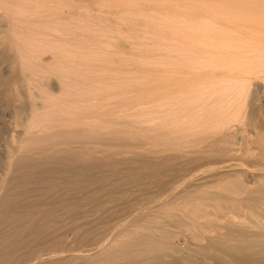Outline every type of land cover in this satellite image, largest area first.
<instances>
[{
  "label": "bare ground",
  "instance_id": "1",
  "mask_svg": "<svg viewBox=\"0 0 264 264\" xmlns=\"http://www.w3.org/2000/svg\"><path fill=\"white\" fill-rule=\"evenodd\" d=\"M150 8L158 13L146 17L145 11ZM186 19L191 22H187ZM203 20L206 22H201ZM209 24L214 26L213 29L218 27L220 31V27L224 29L223 26H228L234 32L244 33L253 42L244 44L240 53L238 49L240 46L230 44L231 41L228 44L227 41L232 39L230 33L227 39V35L218 30L220 34V37H217L218 42L212 41L209 34L210 37L216 38V36L211 35ZM121 28L122 30L127 28L128 32L130 30L129 35L135 34L134 36L141 35L143 32L150 33L154 36L152 44L156 48L166 46L171 41L178 43L183 41L184 43L179 45H186L184 48L190 49L186 53L187 57L190 56L189 53L196 51L208 53L209 65L226 70V72L223 70L226 74L224 78H227V82L225 79L224 83L230 82L231 86L224 84V89L226 87L228 89H226L227 92L233 87L232 78L240 82L238 85V90L241 89L240 95L239 92L237 94L241 97L239 101L242 100V104L248 103L245 98L248 99L249 95H253L248 94L249 91H247L251 80L258 78V81H262L259 78H264V0H0V221L13 224L22 222L24 226L21 232L18 230L16 238H10L12 240L9 242L7 239V241L1 240L0 264H16L17 262L13 263L18 256V254L14 256V253L18 252L15 250L16 242L24 240V236L30 239H33L35 235L42 236L44 232L42 229L52 225L47 222L46 217L50 214L52 216L55 208L60 206L56 207L48 202L50 198L46 200L44 198L51 197L54 191H52L54 185L50 184L53 180H50L51 177H48L51 182L47 183L49 182L48 173L59 172L60 174L65 171V175H68L67 171L69 175L76 177L88 171L92 172L94 169L98 172L101 169L103 171L104 167H108L107 165L117 170L123 156L120 160L117 159L118 165L117 161L115 162V154L118 152L120 155L123 149H127L129 154L124 152L125 154L121 155L144 161L139 171L132 169L127 173L128 170H124L127 174L124 176L143 180L147 178L146 180L149 179V181L152 179L157 184V191L155 189L154 194L152 192L143 198L145 201L143 200L140 205L137 204L138 206H128V202L122 200V204L123 202L126 203L125 206L128 204L125 209H123L124 205L123 208L120 205L122 210H117L119 203L113 204L119 197H114L117 200L112 198L114 202L110 199L113 203L109 200L111 204H108L118 208L113 213L114 217L107 219V222L103 223L104 226H98L97 236L92 235L97 238L94 240L95 243L97 241L96 244L92 242L93 240L85 241L84 239V243L89 241L94 244L91 246L86 243L91 248L86 246L88 249L80 250L81 247H77L80 251H76L74 248L76 246L72 245L74 247L69 246L71 251L66 248V252L64 250L65 253H62L63 251L60 252L58 249V252L54 254L55 245L54 247L52 245L53 254L47 251L49 252L47 255L48 253L44 251L41 254H46L45 257H42L40 253L41 257H39L36 253L34 256L37 255L38 258L35 261L36 256H31L33 258L29 257L30 259L28 256V259L23 256L27 259L25 264H192L193 262V264H264V121L259 120L261 122L258 123L259 127L257 124L255 126L251 120V114H248L251 117H247L248 119L243 116L246 113H242V108L244 110L246 108L244 105L242 107L241 103L239 108L236 107L239 110L235 113L229 111L232 116L228 117L227 110L226 114L223 111V105L209 107L216 104L213 101L215 98H212L215 104L208 98L211 102L210 104L208 101L209 108H201L200 105L199 110L192 109V101L196 102L197 97L189 96L187 93L196 91L198 88H209L210 86L207 85L215 78V76L212 77L215 69H211V66L201 61L198 62V57L194 55L191 56L196 58L197 65L192 62V67L169 66L170 64L167 66V63L163 62L166 65L164 67L163 63L158 61L159 64H156L162 63L160 65L162 67L144 66L142 68L145 80L136 79L137 82L126 87L125 78L122 80L120 78L121 83L119 80L118 82L121 86L125 84L124 88L118 83V85L114 84L115 81H113L111 90L114 91L117 85L120 90L126 89L129 93L126 94L125 90H121L124 95L122 97L119 90L122 98H117L119 93L117 89L115 90L117 94L114 93L115 91L110 93L111 90L106 91L110 94L105 91L99 92L102 86L99 84L101 82L97 81L110 82V80L101 79L103 76L112 79L108 76L110 73H115L113 78L119 73L128 74L129 69L123 67L124 64L137 65L134 62L136 59L148 58L144 50L134 53V55L137 54L134 56L136 58H132L133 51H131L129 53L132 62L127 63L131 59L127 60L130 56L127 57V52L125 54L124 51L131 49H126V43L125 45L124 41L121 43L120 38L119 42L109 44V46L114 45L115 51L105 50L108 47L105 48L103 43H100L104 41L103 36L100 35L102 30L117 33L119 32L117 30ZM230 28L226 27L231 31ZM197 39L199 41H196ZM98 44L103 48H99ZM113 47L109 50H114ZM237 53L241 55H236ZM235 56L237 59L243 56L244 59L240 57L241 61L244 60L243 63L237 62ZM190 58L183 60L188 62ZM125 59L126 62H124ZM109 61H118L120 65H117L118 62L113 66L106 65ZM227 61L229 68H225ZM97 62L100 63L98 66ZM102 63L105 65L99 66ZM237 63L241 64L240 70L236 69ZM195 65L196 67H193ZM155 71H158V74L153 75ZM229 77L230 80H228ZM212 84L215 86V83ZM91 87H98V92L90 90ZM201 89L198 91L203 94ZM206 89L203 91L206 92ZM210 89L212 90V86ZM211 90L204 95L200 92L199 94L205 98L208 94L210 97L209 93L213 95L216 92L215 89H213L214 93ZM255 94L254 102L259 96V93ZM182 96H186L184 98L187 100L184 105L185 111L181 105L184 104ZM251 100L253 99L250 98ZM239 101H236L237 106ZM186 103L191 107L187 108ZM232 104L234 107L233 102ZM180 106L182 108L179 111L177 109ZM257 107L260 108V105ZM151 110L155 111V114L164 111L166 116L163 112L161 115L159 112L158 115L151 116L152 113L154 114ZM171 112L174 114L171 115ZM167 114L171 116L170 119ZM202 118L208 121H205L207 125L200 124ZM234 120L244 123L239 129L241 130L239 142L242 147L236 145V148L242 150L239 149L238 153L243 154L242 158L234 155L238 150L234 146V131L236 132L238 127L236 126L237 130H231V127L237 123V121L234 123ZM231 121L234 124H230ZM229 124L233 126L230 127ZM119 155L116 154L117 158ZM211 156L212 158L215 156L216 161L221 158L222 164H212L209 168H202L204 170L199 169L200 166H195L198 164L196 161L202 162L209 159L211 162ZM132 161L134 162V160L130 162ZM192 164L193 169L186 168ZM111 168L110 172H114ZM124 168L126 169V166ZM232 170L239 173H235L236 171L235 174L227 173ZM204 172L207 173L204 174ZM168 174H174V176L177 174L179 177L171 179ZM75 177H71L72 180L76 179ZM40 178L47 182L45 184L43 182L41 192L36 191V194L39 193L37 195H41L50 206L46 208L41 206V209L30 211V205H28V211L21 210L24 204L21 206L16 203V198L13 201L11 193L13 190L18 191L23 185L27 187L30 184L28 188H34L32 186L36 185L33 184L38 185ZM117 178L118 176L115 180ZM98 179L102 180L100 176ZM82 182L84 183V180ZM104 182L101 181L103 185H105ZM210 183L213 186H209ZM205 184L208 186L205 187ZM182 185L185 187L182 188ZM152 187H155L154 184ZM35 188L37 190V186ZM31 191L30 194H32ZM103 192L105 194V191ZM60 193L57 196L62 199L60 195L63 194ZM54 199L57 200L56 196ZM28 200L29 198L26 201ZM65 200V198L62 199V202ZM124 200H128V197ZM34 202H32L33 205ZM62 202L57 201L55 204ZM63 203L64 205L61 204V206H64L65 210L73 207L70 202ZM136 203L137 201L135 205ZM113 205L110 208H113ZM108 212L112 215L110 211ZM37 219H41L42 222L38 224ZM46 222L50 226H43ZM76 224L72 223L73 226H78V223ZM14 227L17 228V225ZM72 229L70 228L71 231ZM74 231L75 229L72 232L76 234ZM48 232L50 231L45 233L48 234ZM55 232L57 233V229ZM87 233L82 231L84 237ZM72 236L74 238V234ZM81 237L80 239L84 238ZM63 241L62 243L66 245V241ZM81 241L83 242V239ZM60 244L58 248L64 249ZM18 250L21 249L18 248Z\"/></svg>",
  "mask_w": 264,
  "mask_h": 264
},
{
  "label": "rangeland",
  "instance_id": "2",
  "mask_svg": "<svg viewBox=\"0 0 264 264\" xmlns=\"http://www.w3.org/2000/svg\"><path fill=\"white\" fill-rule=\"evenodd\" d=\"M158 13V11H155L153 8H150V9H146V11H145V14H146V17H149V16H151L152 14H157ZM182 19H184V18H182ZM181 19V20H182ZM185 20V19H184ZM187 20V19H186ZM202 20V19H201ZM187 22H191V21H189V20H187ZM201 22H206V21H201ZM202 24H204V23H202ZM209 25H211V24H209ZM213 27L214 26H210V29H209V31L211 32V35H215L216 36V38H214V37H210V34H209V38L212 40V41H217L218 42V40L219 39H217V37H220V34L218 33L220 30H219V28L217 27V28H215V29H213ZM227 28H230V27H228V26H226ZM226 27L225 26H223V28L224 29H226ZM213 30H212V29ZM220 29H221V31L222 32H224L226 35H227V39L229 38V36L228 35H230L231 34V38L232 39H230V40H228L227 42H228V44H229V42H230V44L232 43V44H234V45H237V47H239L240 46V48H238V49H240V53H242L241 52V49L244 47V44L246 45V44H249V43H252L253 42V40L251 39V38H249L247 35H245L244 33H240V32H238V31H236V32H234V30L232 29V28H230L231 29V31L229 30V29H226V31H227V33H226V31H224V29H222L221 27H220ZM121 30V31H120ZM212 30V31H211ZM219 30V31H218ZM228 30L230 31V32H228ZM106 32H104L103 30H102V34H100L101 35V37L102 38H104V41L102 40L100 43H103V46L106 48V47H108V49H105V50H108V51H115L116 50V48L115 47H113V46H109V44H115L114 42H121L122 43V41H124V45H125V43H126V45L128 46H126L125 45V47H126V49L127 48H129V49H131V50H127V51H124L125 52V54H126V52H127V57L128 56H130V53H131V51H133V53H131V54H133L132 55V58H136V57H134V56H136V55H134V53H139L140 52V50L142 51V50H144V52H145V54L148 56V58H146L145 60L144 59H136L134 62H135V64H137V65H129V66H131L130 68H129V66H126L125 64H124V66L123 67H126L127 69H129L128 70V74H124V73H122L123 75H121V73H119V75L117 76L116 75V77H114L113 78V74H114V76H115V73H110L111 74V76H110V74L108 75L109 77H111L112 79H110V78H108L107 79V77L105 78V76H100V77H102L101 79H106V81L107 80H110V82H103V81H97V82H101V83H99V84H101V86H99V88L101 87V89L103 88V90H101V89H99L98 87H91V89L90 90H94V91H97L98 89L100 90L99 92H103V91H107V90H111L113 87H112V84H113V81H115L114 82V84L116 83H118L119 84V82H118V80L121 78V80L122 79H124V81H122V82H124L125 84H126V87H129V86H131V84L132 83H135V81L137 82V80L136 79H138V80H140V79H142L145 75H143L142 73H143V71H142V68L144 67V66H149L150 68H152V67H162V66H168L169 64V66H176V65H180L181 67H183V68H187V67H189V66H191V63L192 64H196L197 65V60H198V62L199 61H201L203 64H207V65H209L208 63H207V61H208V57L207 56H209V54L208 53H206V52H201V51H196V52H191V53H189L190 54V56L191 55H194V56H197L198 58H197V60H196V58L194 57V56H191V58H190V56L188 55V57L190 58V60H188V62H187V60H183V59H185V58H187V59H189L188 57H187V55H186V53H188L189 51H190V49L189 48H184L186 45H182L184 42L182 41V42H180L179 41V43H182L181 44V46L184 48V49H182V47L179 45V43L178 42H176V41H171V43H169V44H167L166 46H167V48H165L166 46L165 45H163V46H160V48H156V47H154L153 46V44H152V42H153V39H154V36H152L150 33H147V32H143V33H141V35H137L136 34V36H134L135 34H132V35H129L130 33V30H129V32H128V30H127V28H123V30H122V28L121 29H119V30H117V31H119V32H117V33H112V32H107V30H105ZM218 31V32H217ZM220 31V33H222ZM99 32V31H98ZM97 32V33H98ZM116 32V31H115ZM209 33V32H208ZM212 33H215V34H212ZM230 33V34H229ZM235 33H237V34H235ZM98 34V35H99ZM216 34H219L218 36L216 35ZM235 35V36H234ZM130 36V37H129ZM133 36V37H132ZM233 36V37H232ZM246 38H245V37ZM237 37V38H236ZM119 38H120V40H119ZM122 38H124V40L122 39ZM207 38V37H206ZM236 38V39H235ZM249 38V39H248ZM122 39V40H121ZM200 39V38H199ZM244 39H246V40H244ZM119 40V41H118ZM247 40H249V41H247ZM196 41H199L198 39L196 40ZM195 41V42H196ZM163 42V41H162ZM166 42H169V41H166ZM249 42V43H248ZM241 43V44H240ZM108 44V46H106ZM239 44V45H238ZM98 45H100V44H98ZM197 45V44H196ZM103 46H98L99 48H103ZM98 47H97V51H98ZM111 47H113L112 49H114V50H109V49H111ZM125 47L124 48H122V51H123V49H125ZM180 48L182 49V50H180ZM134 49V50H133ZM186 49H188V50H186ZM237 49V50H238ZM184 51H186V52H184ZM188 51V52H187ZM239 51V50H238ZM130 52V53H129ZM237 52V51H236ZM205 54H206V57L204 58V56H205ZM208 54V55H207ZM199 55V56H198ZM236 55H241V54H239V53H237ZM236 57V56H235ZM240 57H241V59H244L243 58V56H239V58L238 59H240ZM181 58V59H180ZM129 59H131V56H130V58H127V60H129ZM200 59V60H199ZM237 59V57H236V60H237V62H239V63H243V61L244 60H242L241 61V59H240V61ZM101 60H99V62H100ZM140 61H143V62H140ZM158 61L160 62H166L167 64L165 65L164 63H163V65L162 66H160L162 63H160V65H158L159 63H158ZM177 61V62H176ZM103 62V61H102ZM105 62V61H104ZM118 61H113V62H110L109 61V63L108 64H106V65H110V64H112L111 66H113V65H116V63H117ZM124 62H126V59H125V61ZM131 62H132V59L129 61V62H127V63H130L131 64ZM190 62V63H189ZM201 62L199 63V64H201ZM101 63V62H100ZM100 63H98L97 62V66H98V64H100ZM142 63H144V64H142ZM156 63H158V64H156ZM189 63V64H188ZM103 64L105 65V63H102V65H99V66H103ZM117 65H120V63L118 62V64ZM189 65V66H188ZM196 65L195 66H193V67H196ZM207 65H203V66H207ZM228 65H229V63H228V61H227V63H226V67L225 68H229L228 67ZM198 66H200V65H198ZM211 65H209V67H210ZM192 67V66H191ZM208 67V68H209ZM215 66H211L210 68L212 69H215V74L212 76L213 78H214V76H215V80L213 81V80H211V82L212 83H215V86L211 83H209L207 86H210L209 88H203V89H201V88H198L196 91L194 90V91H192V92H190L189 94L187 93V95H189V96H194L195 98L197 97V100H198V102H197V100H196V102H197V104H196V102L195 101H192V109H194V110H199V108H200V105H201V108L202 107H207V108H209V107H218V106H221L222 107V105H223V108H224V112H225V114H226V110H227V114H228V117L229 116H232V113H230V112H232L233 111V113H235V111H237V110H239L238 108H239V105H240V103L242 104V100H240L239 101V99H241V97L239 96L240 95V90H238V85H240V82L239 81H237V79H234L233 80V78L231 79L230 77L228 78V80H232V81H234L233 83L234 84H232V88H229V87H231L230 86V82H228V83H224L225 81V79H226V82H227V78H224L225 76H226V74H225V72H226V70L224 69V68H214ZM209 68V69H210ZM240 68H242L241 67V64L239 65L238 63H237V65H236V69L238 70H240ZM223 70L225 71V72H223ZM229 70V69H228ZM224 73V74H223ZM116 74H118V73H116ZM153 75L154 74H158V71H155L154 73H152ZM217 76V77H216ZM228 77V76H227ZM235 78V77H234ZM127 79V80H126ZM144 80H145V78H143ZM142 79V80H143ZM260 80L262 79V81H258V78L257 79H252L251 80V83H250V85H249V87H248V90L247 91H249L248 92V94L250 93H252L253 95H249L248 96V99H246L245 98V100H247L248 101V103H246L245 101V103L244 104H242V107H243V105H244V107L246 108L245 110H246V112H245V110H244V108H242L243 109V111H242V113L243 114H245V115H243L244 117L246 116V118L247 117H249L248 116V114H251V117H249V118H251V120H253L252 122L254 123V125L255 126H257L258 125V123L260 124L262 121H264V119H262V118H264V114H262V113H264V109H262V108H264V96H262V94H264V93H262V92H264V78H259ZM97 80H99V77H97ZM121 80H119L120 81V83H121ZM132 80H134L133 82H132ZM141 80V81H142ZM256 80H257V83H256ZM105 81V80H104ZM112 81V82H111ZM231 81V82H232ZM144 82V81H143ZM104 85H103V84ZM98 84V85H99ZM117 84V85H118ZM124 84V85H125ZM224 84L226 85V86H229L228 88H229V91L227 92L226 91V89H227V87H226V89H224L225 88V86H224ZM97 85V86H98ZM117 85H115L116 86V88H114L115 90L117 89V91H119L120 90V88L119 87H117ZM120 86H121V84H119ZM123 84H122V88H124L125 86H124ZM114 86V85H113ZM124 86V87H123ZM206 86V87H207ZM211 86H212V90L210 89L211 88ZM213 86L215 87V88H213ZM205 87V86H204ZM98 88V89H97ZM119 88V89H118ZM121 88V90L123 91V90H125V93L127 94L128 92H126V89H122ZM218 90H217V89ZM261 88V89H260ZM201 89V91L203 92V94L200 92V91H198V90H200ZM204 89H206V92L208 93V91L209 90H211L212 92L213 91H215L216 90V92L213 94V95H210V93H209V96L211 97H208V94H206V98H205V96H202V95H204L206 92H204L203 90ZM209 89V90H208ZM213 89H215V90H213ZM114 90V91H115ZM120 90V91H121ZM228 90V89H227ZM251 90V91H250ZM256 90V91H255ZM262 92H261V91ZM113 90H111L110 91V93H113L112 92ZM117 91H115L114 93H116ZM120 91H119V93H118V95H117V98L119 97H121L120 96V94L122 93V97H124V95H123V92L121 91V93H120ZM198 91V92H197ZM98 92V91H97ZM108 92V91H107ZM106 92V93H107ZM196 92V93H195ZM199 92L202 94H199ZM210 92V91H209ZM237 92H239V95L237 94ZM253 92H257V94L259 93V96H258V99H256V102H254V97H255V93H253ZM110 93H107V94H110ZM116 93V94H117ZM124 93V94H125ZM132 93V92H131ZM130 93V94H131ZM216 93H217V95H216ZM218 93H219V96H218ZM116 94H114L115 96H116ZM129 94V93H128ZM191 94V95H190ZM228 94H230V96L228 95ZM235 94H237V95H235ZM255 94V95H254ZM110 96V95H109ZM218 96V97H217ZM227 96V97H226ZM239 98H238V97ZM256 96V97H257ZM112 97V96H111ZM121 97V98H122ZM184 97H186V96H182V101L184 102V104H181L182 105V107H184L183 109H184V111H185V101L187 102V100H186V98H184ZM237 97V98H236ZM247 97V96H246ZM116 98V97H115ZM212 101L214 98H215V100H213V101H215V105H211V106H209L210 104H211V102H210V100ZM213 98V99H212ZM216 98H218L217 99V102H218V104H217V102H216ZM227 98V99H226ZM250 98H252L253 100H251L252 101V103H250L251 101H250ZM260 98V99H259ZM226 100H227V103H226ZM235 100V101H234ZM239 101V104H238V102H237V104H238V106L236 105V101ZM208 101L210 102V104L208 103ZM230 101H232L233 103H234V107H232L233 106V104H232V102H230ZM250 101V102H249ZM258 101V102H257ZM261 101V102H260ZM212 103V104H213ZM209 104V105H208ZM248 104H253L252 106L251 105H248ZM257 104H259L260 105V108L259 107H257V106H259V105H257ZM186 105L188 106V104L186 103ZM196 105H197V107H196ZM247 107H246V106ZM209 106V107H208ZM241 106V105H240ZM262 106V107H261ZM181 106L180 107H178V109L177 110H181V108H182ZM191 106H188L187 108H190ZM232 107V108H231ZM236 107H238L237 109H236ZM180 108V109H179ZM196 108H198V109H196ZM252 109V110H251ZM258 109V110H257ZM153 110H157V109H153ZM251 110V111H250ZM260 110V111H259ZM230 111V112H229ZM249 111V112H248ZM150 112V111H149ZM151 112H154V114H155V111H152L151 110ZM150 112V113H151ZM160 112V111H159ZM159 112H156L157 114H151V116H156V115H158L159 114ZM161 112H163L164 113V111H161ZM161 112H160V115H161ZM229 112V113H228ZM251 112V113H250ZM259 112V113H258ZM150 113H149V115H150ZM172 113V112H171ZM166 113H164V115H165ZM174 113H172L171 115H173ZM210 114V113H209ZM208 114V115H209ZM163 116V115H162ZM166 116V115H165ZM167 116L169 117L168 119H170V115L169 114H167ZM164 117V116H163ZM205 117V116H204ZM245 118V119H246ZM261 118V119H260ZM244 119V120H245ZM248 119V118H247ZM202 120V123H200L202 126H204V123L207 125L208 123H206V122H208V121H206V119H204V118H202L201 119ZM259 120L261 121V122H259ZM170 121V120H169ZM169 121H168V123H169ZM206 121V122H205ZM217 121V120H216ZM215 121V122H216ZM237 121V120H236ZM235 120L233 121L234 123L236 122ZM170 122H172V121H170ZM201 122V121H200ZM213 122V121H212ZM211 122V123H212ZM214 122V123H215ZM232 121L230 122V124L232 123V124H234ZM256 122V123H255ZM229 124V126L231 127V126H233V125H230ZM242 124H244V123H242V122H240V121H237V123H235L234 124V126L233 127H231L230 129L232 130V131H234V129H236L237 127V131L239 132L238 134H237V131L235 132L234 131V134H235V137H234V146H235V149L237 150L238 148H236V145L238 144V146L241 148L242 147V145H241V142H239L240 141V137H241V130L239 131V129L240 128H242L243 127V125ZM257 124V125H256ZM205 125V126H206ZM237 126V127H236ZM235 127V128H234ZM258 127H259V125H258ZM237 135H239V137L237 136ZM235 142H236V144H235ZM239 143H240V145H239ZM239 148V149H240ZM239 149L236 151V150H234V152H235V156H237V157H239V158H242L243 157V154L240 152V154H238L239 153ZM240 151H242L241 149H240ZM120 152V151H119ZM124 152H128L127 154H129V151H127V149H123V152H121V154L123 153V154H125ZM117 155H119V153L117 152L116 153ZM116 154H115V158H116V160H115V162L119 165V163H120V165H119V167H118V169L117 170H113V168H111V167H109V165H107L108 167H104L103 168V171H102V169L101 170H99V172L97 171V169H94V171H92V172H90V171H88V172H85V174L82 176H79V175H77L78 176V178H77V176L75 177V176H72V175H69V172H67L66 171V173H68V175L66 174L65 175V171H63V173L61 172L60 174L61 175H64V176H61L60 174H59V172L58 173H52L53 174V177H52V174H51V176H50V174L48 173V175L49 176H47V178L49 177H51L50 178V180H52V183H50L51 181H49V178H48V181L49 182H47L46 180H42V178H40L39 180H38V185L36 184V183H34L33 185H36L37 186V190H36V186H32V187H34V188H32V189H30V188H28V187H30L31 185L29 184V186L27 185V187L25 186V185H23V186H21L19 189H18V191H20V192H18L17 190L16 191H14L13 190V192L11 193V198H13L12 200L13 201H15L16 199L18 200L19 198V200L21 201H15L16 203H18L19 205H21L22 206V204H24V206H22V209L21 210H23V211H28L29 209H30V211H33V209L34 210H37V209H41L42 207H48V206H50V204L52 203V205L54 204L56 207L59 205L60 207H58V208H55V210H54V212H53V214H52V216H51V214H50V216L49 217H46V219L48 220H46L48 223H50V224H52L51 226H50V224L49 225H47L48 223L46 222V224H44L43 226H50V227H43V228H45V229H42V231H44V232H42V236H41V234L38 236H33V239H34V241H33V239H30V237H26V236H24V240H22V238H21V240L23 241H17L16 242V251H18L17 253L15 252L14 254V256H16V254H18V256H16V261H15V259H14V261L15 262H13V263H16V264H25L26 263V260L29 258V257H31V256H33V257H35V259H34V261L36 260V258H38V256L37 255H39V253L41 254V253H43L44 251H45V253H48L47 255H49V252L51 253V254H53L54 252V254H56V252H58L57 250L59 249L60 250V252L61 251H63L62 253H65L66 252V248L68 249V250H72V249H70L69 248V246L71 247L72 245H74V246H76V247H74V246H72V247H74L75 248V250L77 251V250H79V248H77V247H81V249L80 250H82L83 248V250H86V246H88L89 244L92 246V244L94 243V244H96L97 243V241H96V243H95V239H97V238H94L93 236H97L96 234H97V231H99V227H101V226H104V224H105V222H107V219L108 220H110L112 217H114V212L116 211L115 209H117L118 208V206H119V208L117 209V210H122L121 208H123L124 206H125V204L128 202V206H138V205H140L141 204V202H143V198H146L147 196H149L150 194H152V192H153V194H154V190L156 189V191H157V184H156V182L155 181H153L152 179H150V181H152V183L149 181V179L148 180H146L147 178H144V180L142 179V178H139V179H132L131 177H125L127 174H126V172L124 171V170H128L127 171V173H129L132 169H133V171L134 170H137V171H139L141 168H142V165L144 164V161L142 162L141 160L140 161H138L137 160V158H132V159H130L129 158V156H125V155H119L118 157L119 158H117V156H116ZM238 154V155H237ZM130 155H131V153H130ZM240 155V156H239ZM121 156H123V157H121ZM120 157L121 158H123V160L120 162L119 160H120ZM130 157H132V155L130 156ZM214 158H215V156H214ZM214 158H212V156L210 157V159H211V162H210V160L209 159H207L208 160V162H207V160H203L202 162L201 161H196L198 164H196V162H195V166L196 167H198V166H200L199 167V169L201 168V170H204V169H202V168H204V167H208L209 168V166H211L212 164H215V165H217L216 163H221L222 164V162H221V158H218L217 160L218 161H216V158L214 159ZM117 159H119V160H117ZM131 161V160H134V162L132 161V162H130L129 160ZM136 159V160H135ZM213 160V161H212ZM118 161H119V163H118ZM215 161V162H214ZM128 162V163H127ZM138 164H137V163ZM141 162V164H139ZM201 162V163H200ZM207 162V163H206ZM214 162V163H213ZM122 163H123V165H122ZM134 164V166H132V164ZM206 163V164H205ZM116 164V165H117ZM117 165V166H118ZM128 165V166H127ZM139 166V167H137V166ZM205 165V166H204ZM126 166V169L124 168ZM120 167H121V169H123V171L120 169ZM137 167V168H136ZM189 167H192V169H193V164L191 165V166H187L186 168H189ZM111 168V171L113 170L114 172H110V169ZM135 168V169H134ZM139 168V169H138ZM189 169H191V168H189ZM188 169V170H189ZM121 170V171H120ZM197 170H198V168H197ZM205 170H206V168H205ZM105 171V172H104ZM116 171H117V174H116ZM120 171V172H119ZM236 171V170H235ZM233 171L232 170V172L231 171H229V172H227V173H233V174H235V173H239L238 171ZM94 172V173H93ZM119 172V173H118ZM208 172V171H207ZM207 172H204V174L205 173H207ZM235 172V173H234ZM87 173V174H86ZM89 173V174H88ZM91 173V174H90ZM101 173V174H100ZM107 173V174H106ZM58 174H59V176H58ZM106 174V175H105ZM110 174V175H109ZM111 174H113V175H111ZM114 174H115V177H114ZM177 174H179V173H177ZM175 175L174 176V174H168V176H170V178L171 179H174L176 176H177V178L179 177L178 175ZM47 175V174H46ZM98 175V176H97ZM122 175V176H121ZM125 175V176H124ZM173 175V176H172ZM91 176H92V178H91ZM99 176H100V179H102L101 181L102 182H104V184L106 185H103V183H101V181H99ZM107 176V177H106ZM110 176V177H109ZM118 176V180L116 179L115 180V178ZM71 177H75L76 179H73L72 180V178ZM83 177V178H82ZM101 177H103V178H101ZM166 177H167V175H166ZM45 178H46V176H45ZM70 180H68V179ZM80 178V179H79ZM122 178V179H121ZM124 178V179H123ZM126 178V179H125ZM176 178V179H177ZM58 179V180H57ZM63 179V180H62ZM67 179V180H66ZM81 179H82V181L84 180V183L81 181ZM95 179H97L96 180V182L94 181ZM105 179H107V181L105 180ZM112 179V180H111ZM55 180V181H54ZM104 180V181H103ZM113 180H115V181H113ZM54 181V182H53ZM72 181V182H71ZM91 181H93V182H95V185L93 186L92 184H94L93 182L91 183ZM113 181V182H112ZM120 181V182H119ZM147 181V182H146ZM35 182H37V181H35ZM43 182H44V184L47 182V183H50V184H53L54 186H52L53 188H52V191H53V194L52 195H50L51 197H49V196H45L44 198H45V200L47 199V198H50L49 200H51V202L48 200V202L50 203V204H48L45 200H43V197L41 196V195H39V196H41V197H39L37 194H39L40 192H41V190H42V186L44 185L43 184ZM62 182V183H61ZM76 182V183H75ZM106 182H108V183H106ZM113 184H112V183ZM129 182V183H128ZM146 182V183H145ZM148 182H150V183H148ZM59 183V184H58ZM73 183V184H72ZM76 186H75V185ZM82 184V185H81ZM89 184V185H88ZM98 184V186H96ZM100 184H102V185H100ZM109 184V185H108ZM115 184V185H114ZM129 184V185H128ZM134 184V185H133ZM152 184H154V188L152 187ZM40 185H41V187H40ZM84 185H87V186H84ZM101 187H100V186ZM118 185V186H117ZM131 185V186H130ZM141 185V186H140ZM143 185V186H142ZM145 185H146V189H145ZM185 186H186V184H184ZM184 185H182L181 187L183 188V186ZM206 185L207 184H205V187H206ZM212 185V183H210V185L209 186H211ZM215 185V184H214ZM60 186V187H59ZM89 186V187H88ZM103 186V187H102ZM120 186V187H119ZM122 186V187H121ZM184 186V187H185ZM208 186V185H207ZM213 186V185H212ZM22 187H23V189H22ZM38 187H40V188H38ZM58 187V188H57ZM67 187V188H66ZM85 187V188H84ZM105 187V188H104ZM118 187V188H117ZM132 187V188H131ZM133 187H135L134 189H133ZM60 188V189H59ZM79 188H81V189H79ZM89 188V189H88ZM92 190H91V189ZM99 188V189H98ZM103 188V189H102ZM111 188V189H110ZM151 188H152V190H151ZM31 191V190H33V191H31V193L32 194H30L29 192V190ZM114 189V190H113ZM25 190H27V191H25ZM64 190V191H63ZM100 190V191H99ZM105 191V194H104V192L103 191ZM23 191V192H22ZM36 191L38 192L39 191V193H37L36 194ZM55 191H57L56 193H55ZM59 191V192H58ZM70 193H68V192ZM91 191V192H90ZM128 192V194H127V192ZM130 191V192H129ZM135 191H137V192H135ZM15 192V193H14ZM35 192V193H34ZM61 192V193H60ZM80 192V193H79ZM82 192V193H81ZM95 192V193H94ZM134 192H135V194H134ZM27 193V194H26ZM29 193V194H28ZM34 193V194H33ZM55 193V194H54ZM59 193L60 194H63L62 196L60 195V197L62 198V199H66V200H68L69 202H70V204H72V206L73 207H71V209L69 208V210H68V208H66L67 210H65L63 207L64 206H61V204L62 205H64V203L63 202H65V203H69L68 201H63L62 202V199H60V198H58V196H59ZM64 193H67L66 195H64ZM87 193H89L88 195H87ZM110 193V194H109ZM119 193V194H118ZM123 195H122V194ZM141 193V194H140ZM36 194V195H35ZM76 194V195H75ZM103 194V195H102ZM121 194V196H119ZM124 194H126V195H124ZM130 194V195H129ZM132 194H133V196H135V197H133L132 196ZM147 194V195H146ZM28 195H29V197H28ZM58 195V196H57ZM92 195H93V198L91 199V197H92ZM117 195V196H116ZM127 195H129V196H127ZM144 195H146V196H144ZM19 198H18V197ZM31 196H36V197H34V200H32L33 199V197H32V199H31ZM38 196V197H37ZM56 196V198H57V200L55 201V199H54V197ZM80 196H82V197H80ZM84 196V197H83ZM89 196H90V198H89ZM104 196V197H103ZM122 196H123V198H122ZM128 197V200H124V198L125 197ZM142 196V197H141ZM29 198V200H30V202H31V200H32V202H34L35 200H37V199H35V198H42L41 199V201H40V199L39 200H37L36 202H34V205L32 204V202L30 203V202H28V201H26L28 198ZM117 198V197H121L120 199L119 198H117V199H115V198ZM130 197V198H129ZM133 197V198H132ZM16 198V199H15ZM24 198H26V199H24ZM78 198V199H77ZM81 198H82V200H81ZM107 198H108V200H107ZM117 200V201H115L114 202V200ZM136 200H135V199ZM142 198V199H141ZM15 199V200H14ZM54 199V200H53ZM96 199V200H95ZM110 199H112L113 200V202H112V200H110ZM81 200V201H80ZM94 202H93V201ZM114 204V205H117L118 203H119V205L118 206H114L113 204V206L115 207H113V208H110V207H112V205H109V204H111L110 203V201ZM121 201V204H120V201ZM122 200L123 201H125V202H123L124 204H122ZM133 200V201H132ZM24 201H26V203L24 202ZM43 201V202H42ZM52 201H55V202H52ZM57 201H59V202H62L61 204H55ZM107 201V202H106ZM137 201V203H136V205H135V202ZM145 201V200H144ZM24 202V203H23ZM27 202L29 203V204H27ZM41 202V203H40ZM133 204H132V203ZM36 203V204H35ZM47 204V206H45L46 204ZM85 203V204H84ZM88 203V204H87ZM100 203V204H99ZM104 204V206H103V204ZM109 203V204H108ZM26 204V205H25ZM98 204V205H97ZM106 204V205H105ZM138 204V205H137ZM28 205H30L29 207H28ZM31 205H33V206H31ZM39 205V206H38ZM81 205H83L82 206V208H81ZM100 205H102V206H100ZM109 205V206H108ZM120 205H121V208H120ZM124 205V206H123ZM126 205V206H127ZM42 206V207H41ZM98 206V207H97ZM99 206H100V208H99ZM107 206V207H106ZM126 206L123 208V209H125L126 208ZM127 206V207H128ZM25 207V208H24ZM89 207V208H88ZM97 207V208H96ZM107 209H105V208ZM29 208V209H28ZM32 208V209H31ZM60 208V209H59ZM61 208H62V210H64V211H62L61 210ZM75 210H73V209ZM110 208V209H109ZM25 209V210H24ZM27 209V210H26ZM101 211H100V210ZM113 209V210H112ZM60 210V211H59ZM70 210H72V211H70ZM84 210V211H83ZM94 210V211H93ZM111 210H112V212H111ZM127 210V209H126ZM99 211V212H98ZM107 211V212H106ZM108 211H110L111 212V214L113 215H110V213L108 212ZM102 212V213H101ZM123 212V211H122ZM60 213V214H59ZM74 213V214H73ZM64 215V216H63ZM77 216V217H76ZM107 216H109L108 218H107ZM111 216V217H110ZM52 217V218H51ZM80 217V218H79ZM85 217V218H84ZM90 219H89V218ZM60 218V219H59ZM61 218H62V220H61ZM68 218V219H67ZM70 218V219H69ZM75 218V219H74ZM110 218V219H109ZM2 219V218H1ZM42 219V218H41ZM39 220V219H37L38 221H35L36 223L38 222V224H40L41 222H42V220ZM59 219V220H58ZM95 219V220H94ZM55 220V221H54ZM65 220H67V221H65ZM74 222H73V221ZM77 220H78V222H77ZM79 220H80V222H79ZM105 220V221H104ZM2 222H4L3 220H1ZM0 221V242H1V240H8V242L9 241H11L12 239H14V238H16V235L18 234V230H19V232H21L22 230H23V228H24V226H23V224H21L22 222H20V223H18V224H16V223H6L7 221H5V223H2ZM34 222V223H35ZM53 222V223H52ZM58 222H60V223H58ZM65 222V223H64ZM69 222H71V223H69ZM1 223H2V225H1ZM35 223V224H36ZM72 223H73V225H77L76 223H78V226H73L72 225ZM104 223V224H103ZM4 224V225H3ZM10 224V225H9ZM16 226L17 225V228H15L14 226ZM22 225L21 226V228H20V225ZM37 224V225H38ZM56 224V225H55ZM60 224V225H59ZM66 224V225H65ZM70 224V225H69ZM85 224V225H84ZM96 224H97V226H96ZM7 225V226H6ZM54 225V226H53ZM65 225V226H64ZM83 225V226H82ZM64 226V227H63ZM91 226V227H90ZM99 226V227H98ZM9 227V228H8ZM58 227H59V229H58ZM72 227L74 228V227H78L77 229H78V231H77V229L76 228H74L75 229V231L74 232H76V234L75 233H73L72 231L74 230V229H72ZM90 227V228H89ZM97 227H98V229H97ZM19 228V229H18ZM48 228H50V229H48ZM52 228V229H51ZM54 228V229H53ZM69 228V229H68ZM70 228L72 229V231L70 230ZM82 228V229H81ZM93 228V229H92ZM2 229V230H1ZM47 229V230H46ZM56 229H57V233L55 232L56 231ZM61 229V230H60ZM96 229V230H95ZM8 230V231H7ZM46 230V231H45ZM91 232H90V231ZM47 231H50V232H48V234L47 233H45V232H47ZM69 231V232H68ZM71 231V232H70ZM82 231H83V233L85 232V233H87V234H85L86 236L84 237L83 235H82ZM95 233H94V232ZM5 232H6V235H5ZM9 232H11V233H9ZM55 232V233H54ZM62 232V233H61ZM9 233V234H8ZM43 233H45L44 235H43ZM74 234V238H73V236L71 237V235L72 234ZM91 233V234H90ZM53 234V235H52ZM58 234V235H57ZM59 234H63V235H59ZM64 234H65V237H64ZM4 237H3V236ZM11 235V236H10ZM81 235H82V237H84V238H82L81 237ZM93 235V236H92ZM6 236H8V237H6ZM55 238H54V237ZM57 236V237H56ZM70 236V237H69ZM90 236V237H89ZM91 236H92V238H91ZM50 237H51V239H50ZM60 237V238H59ZM66 237H67V239H66ZM76 237V238H75ZM80 237L83 239V242L81 241L82 239H80ZM9 238V239H8ZM10 238H12V239H10ZM38 238V239H37ZM44 238H46V239H44ZM60 239V241H59V239ZM91 238V239H90ZM37 239V240H36ZM57 239V240H56ZM61 239H62V241L63 240H65V241H63V242H65V244L66 245H64L63 243H62V241H61ZM74 239H76V240H74ZM79 239H80V241L82 242H80L79 241ZM84 239H85V241L86 240H88L89 239V241L91 240H93L92 242H85L84 243ZM6 240V241H7ZM31 240V242H29ZM40 240V241H39ZM50 242H49V241ZM70 240H72L71 242H68V241H70ZM73 240H74V242H73ZM6 241H4V242H6ZM36 241V242H35ZM46 241V242H45ZM25 242V243H24ZM45 242V243H44ZM48 242V243H47ZM52 242V243H51ZM55 242V243H54ZM58 242V243H57ZM27 243V244H26ZM29 243V244H28ZM33 243V244H32ZM41 243V245H39ZM49 243H50V245H49ZM54 243V244H53ZM59 243H61L60 244V246L62 247V248H64V249H60V247L58 248V245H59ZM68 243H70V244H68ZM75 243H76V245H75ZM78 243V244H77ZM79 243H80V245H79ZM84 243V244H83ZM86 243H89V244H87L86 245ZM31 244V245H30ZM38 244V246H36ZM81 244H83V246H81ZM93 244V245H94ZM34 245V246H33ZM45 245V246H44ZM46 245H47V248H46ZM53 245V246H52ZM54 245H55V250H53L52 249V247H54ZM56 245H57V247H56ZM64 245V246H63ZM79 245V246H78ZM19 246V247H18ZM35 247L34 249H33V247ZM49 246V247H48ZM52 246V247H51ZM67 246V247H66ZM85 246V247H84ZM91 246H88V248L90 247L91 248ZM31 247V248H30ZM40 247V248H39ZM18 248L19 249H21V250H18ZM26 248V249H25ZM57 248V249H56ZM73 248V249H74ZM87 248V249H88ZM41 249V250H40ZM48 249V250H47ZM49 249H51V251L49 250ZM22 250H24V251H22ZM29 250V251H28ZM30 250H31V253H30ZM35 250H36V252H35ZM54 252H53V251ZM64 250H65V252H64ZM67 250V251H68ZM75 250H73V251H75ZM79 250V251H80ZM47 251H49V252H47ZM69 251V252H70ZM21 252V253H20ZM26 252V253H25ZM34 252V253H33ZM59 252V253H60ZM36 253H38L37 255H35L34 256V254H36ZM22 255L21 257H22V259H21V257L19 256V255ZM26 254V255H25ZM31 254H33V255H31ZM42 255V257L44 256L45 257V255L46 254H41ZM41 255H39V257H41ZM23 256H25L26 258H27V256H28V258L26 259L25 257H23ZM17 257H20V258H18L17 259ZM33 257H31V258H33ZM25 259V260H24ZM30 259V258H29ZM194 263V262H193ZM192 263V264H193Z\"/></svg>",
  "mask_w": 264,
  "mask_h": 264
}]
</instances>
